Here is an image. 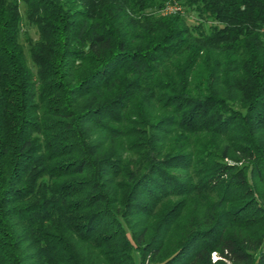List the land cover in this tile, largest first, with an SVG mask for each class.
<instances>
[{"label": "trees", "instance_id": "trees-1", "mask_svg": "<svg viewBox=\"0 0 264 264\" xmlns=\"http://www.w3.org/2000/svg\"><path fill=\"white\" fill-rule=\"evenodd\" d=\"M168 1L0 0V264H264V0Z\"/></svg>", "mask_w": 264, "mask_h": 264}, {"label": "built area", "instance_id": "built-area-1", "mask_svg": "<svg viewBox=\"0 0 264 264\" xmlns=\"http://www.w3.org/2000/svg\"><path fill=\"white\" fill-rule=\"evenodd\" d=\"M164 14H174L182 12V6L179 5L178 0H169L162 8Z\"/></svg>", "mask_w": 264, "mask_h": 264}, {"label": "rangeland", "instance_id": "rangeland-1", "mask_svg": "<svg viewBox=\"0 0 264 264\" xmlns=\"http://www.w3.org/2000/svg\"><path fill=\"white\" fill-rule=\"evenodd\" d=\"M179 5H181V4L179 3ZM181 6H182V5H181ZM30 33H31L33 36L36 37L35 32H34L33 29H30ZM22 40H24V39H22ZM217 257H218L217 254L214 253V254H213V258H217ZM135 258H136V260H137V264H139V260L137 259V256H136V255H135ZM146 264H149V263L147 262Z\"/></svg>", "mask_w": 264, "mask_h": 264}]
</instances>
